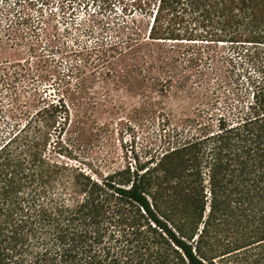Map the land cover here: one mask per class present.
<instances>
[{"label":"trees","instance_id":"trees-1","mask_svg":"<svg viewBox=\"0 0 264 264\" xmlns=\"http://www.w3.org/2000/svg\"><path fill=\"white\" fill-rule=\"evenodd\" d=\"M123 4L133 17L98 46H107L101 61L145 40L169 42L171 62L204 79L217 42L264 56V0ZM15 13L3 30L25 21ZM257 69L262 77L246 76L255 89L246 104L190 119L134 167L100 173L64 161L58 138L70 107L60 98L12 127L0 138V264H264V62Z\"/></svg>","mask_w":264,"mask_h":264},{"label":"rangeland","instance_id":"rangeland-1","mask_svg":"<svg viewBox=\"0 0 264 264\" xmlns=\"http://www.w3.org/2000/svg\"><path fill=\"white\" fill-rule=\"evenodd\" d=\"M61 3L68 9L60 11ZM123 3L0 0V138L60 98L70 107L58 138L68 149L62 159L105 173L161 153L177 130L190 129V119L251 99L255 89L246 76L259 78L264 56L249 45L241 50L236 42L213 44L217 58L208 62L213 70L204 79L171 62L169 42L145 40L108 62L96 58L107 48L98 46L118 40V24L133 17V7ZM14 12L25 21L3 30Z\"/></svg>","mask_w":264,"mask_h":264}]
</instances>
